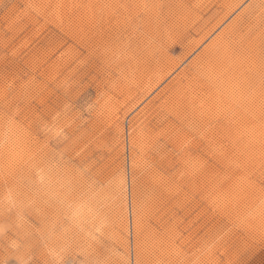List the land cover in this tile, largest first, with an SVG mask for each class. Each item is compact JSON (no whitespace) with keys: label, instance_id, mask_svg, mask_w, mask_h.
<instances>
[{"label":"rangeland","instance_id":"rangeland-1","mask_svg":"<svg viewBox=\"0 0 264 264\" xmlns=\"http://www.w3.org/2000/svg\"><path fill=\"white\" fill-rule=\"evenodd\" d=\"M0 264H264V0H0Z\"/></svg>","mask_w":264,"mask_h":264}]
</instances>
